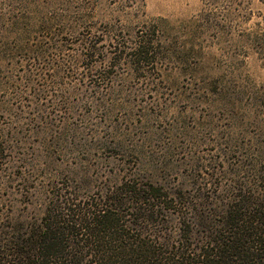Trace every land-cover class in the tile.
<instances>
[{
	"label": "rangeland",
	"instance_id": "1",
	"mask_svg": "<svg viewBox=\"0 0 264 264\" xmlns=\"http://www.w3.org/2000/svg\"><path fill=\"white\" fill-rule=\"evenodd\" d=\"M137 3L0 0V10L57 11L73 24L89 17L79 35L119 28L133 35L158 21L173 50L147 74L114 68L103 85L82 69L85 62L71 43L63 53L29 60L19 52L28 36L18 42L15 34L5 35L18 51L0 58V129L16 148L0 188L11 217L38 212L37 199L28 194L34 183L60 175L90 192L120 182L134 160L128 149L136 146L142 171L158 184L185 190L205 181L230 184L264 151V0ZM38 41L44 42L30 43Z\"/></svg>",
	"mask_w": 264,
	"mask_h": 264
},
{
	"label": "trees",
	"instance_id": "2",
	"mask_svg": "<svg viewBox=\"0 0 264 264\" xmlns=\"http://www.w3.org/2000/svg\"><path fill=\"white\" fill-rule=\"evenodd\" d=\"M56 12L0 10V58L18 52L7 34L18 42L28 36L19 52L29 60L63 53L71 43L85 62L82 69L104 85L114 68L147 74L173 54L158 21L133 35L122 28L79 35L89 17L73 24L69 14ZM20 26L29 27L28 35ZM73 36L75 41L68 39ZM38 38L44 42L34 45ZM5 137L0 129V188L7 157L16 149ZM128 150L134 160L120 182L105 188L86 192L60 175L31 185L28 194L39 208L28 217H11L0 196V264H264V151L230 184L205 181L185 190L156 183L139 167V146Z\"/></svg>",
	"mask_w": 264,
	"mask_h": 264
}]
</instances>
